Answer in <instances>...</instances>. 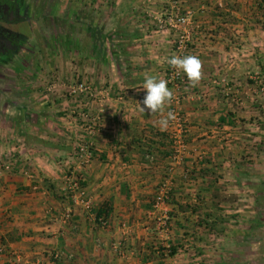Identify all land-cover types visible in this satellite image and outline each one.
<instances>
[{
    "label": "crops",
    "instance_id": "0c3cea01",
    "mask_svg": "<svg viewBox=\"0 0 264 264\" xmlns=\"http://www.w3.org/2000/svg\"><path fill=\"white\" fill-rule=\"evenodd\" d=\"M88 1L92 38L72 48L94 96L27 95L20 114L0 93V264L55 251L58 264H264V0ZM181 36L201 79L168 83L170 103L141 113L145 76L166 80ZM84 108L98 117L85 164L74 155ZM171 109L180 147L157 125Z\"/></svg>",
    "mask_w": 264,
    "mask_h": 264
},
{
    "label": "rangeland",
    "instance_id": "374dc122",
    "mask_svg": "<svg viewBox=\"0 0 264 264\" xmlns=\"http://www.w3.org/2000/svg\"><path fill=\"white\" fill-rule=\"evenodd\" d=\"M19 2L24 14L14 28L20 33V47L15 53L0 61V93H9L10 97L17 98L20 102L12 104L9 98L4 97L5 101H2V104L9 108L17 104L21 114V105H24L22 108L26 111L29 100L26 98L27 95L42 97L49 93L48 97L51 99L60 93L59 97L65 98L69 105L70 101L79 95L71 96L69 90L82 81L92 87L94 93V86L76 65L80 53L72 47L76 43L89 42L92 38L89 34L92 22L89 13L93 11L89 12V9L95 8L87 3L88 0H19ZM101 5L104 4L99 2V14L104 9ZM84 25L87 29L82 34ZM95 38L101 42V37ZM43 100L44 98H40L39 103ZM58 102L59 98L53 103L49 102L54 106L49 111L55 114V123H59V119L56 114L58 112H54L53 108L60 107L56 105ZM75 142L77 143V139Z\"/></svg>",
    "mask_w": 264,
    "mask_h": 264
},
{
    "label": "built area",
    "instance_id": "2783aa9c",
    "mask_svg": "<svg viewBox=\"0 0 264 264\" xmlns=\"http://www.w3.org/2000/svg\"><path fill=\"white\" fill-rule=\"evenodd\" d=\"M180 22H184V18L179 19ZM186 40L184 37H179L177 40V45L176 49L178 50V56H184V50H185V45ZM165 78L168 83H172L174 85H179L184 82V75L181 72H178L176 69L172 68L169 66L167 70L165 71ZM257 85L259 90L263 91L264 90V83H262L261 79H258ZM83 93L85 96L92 97L94 96L93 89L92 87L88 86L86 82H79L76 83L74 86L71 87L69 90V95L71 96H76L77 94ZM172 117L169 120V125L172 127V129L169 131V136L172 140L173 145H176L178 147L182 146L183 143V137L182 134L185 130L184 124L182 121V118L180 114L172 110L171 111ZM77 120H80L83 123V126L85 129H87V138H80L78 142L75 145L74 148V155L79 158V161L81 163H87L89 159L91 158V145H92V139L89 138L95 130L97 122H98V117H91L89 114V111L87 109H81L80 111L77 112L76 116ZM176 155H174L175 157ZM76 185V184H75ZM167 199V190L166 188H163V191L158 194L154 202L152 203V208L157 209L159 205H161L165 200ZM158 226L159 230L163 232H168V217L165 212L161 213V216L158 218ZM99 222L101 224L105 223V220L103 217L98 218ZM119 245H115L114 248H118ZM165 250L167 253H170V245L166 244L164 245ZM2 245H0V251H2ZM58 259H59V252L55 251L52 252L49 256V260L47 263L42 262V261H37L34 264H58Z\"/></svg>",
    "mask_w": 264,
    "mask_h": 264
},
{
    "label": "clouds",
    "instance_id": "9594fccd",
    "mask_svg": "<svg viewBox=\"0 0 264 264\" xmlns=\"http://www.w3.org/2000/svg\"><path fill=\"white\" fill-rule=\"evenodd\" d=\"M167 63L178 72L184 74L187 80L195 85L201 79V61L198 57L187 56H172L167 60ZM168 82L155 75H146L142 90L145 95L143 100L138 103L141 113L148 112L149 114H155L161 112L165 105L170 103L173 96L172 91L167 86ZM171 113L167 117L161 118L157 121V125L163 130L169 126V120L171 119Z\"/></svg>",
    "mask_w": 264,
    "mask_h": 264
},
{
    "label": "flooded vegetation",
    "instance_id": "af4514ba",
    "mask_svg": "<svg viewBox=\"0 0 264 264\" xmlns=\"http://www.w3.org/2000/svg\"><path fill=\"white\" fill-rule=\"evenodd\" d=\"M23 14L19 0H0V61L20 47V33L14 26Z\"/></svg>",
    "mask_w": 264,
    "mask_h": 264
},
{
    "label": "trees",
    "instance_id": "16d2710c",
    "mask_svg": "<svg viewBox=\"0 0 264 264\" xmlns=\"http://www.w3.org/2000/svg\"><path fill=\"white\" fill-rule=\"evenodd\" d=\"M98 215H101L100 217H104V214H101V210H99Z\"/></svg>",
    "mask_w": 264,
    "mask_h": 264
}]
</instances>
